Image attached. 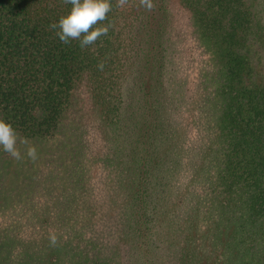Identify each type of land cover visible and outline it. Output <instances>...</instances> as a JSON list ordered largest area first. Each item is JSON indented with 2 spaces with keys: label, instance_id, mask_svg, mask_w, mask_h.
Segmentation results:
<instances>
[{
  "label": "trees",
  "instance_id": "obj_1",
  "mask_svg": "<svg viewBox=\"0 0 264 264\" xmlns=\"http://www.w3.org/2000/svg\"><path fill=\"white\" fill-rule=\"evenodd\" d=\"M152 3L111 0L82 49L50 28L71 4L0 0V120L78 136L82 88L99 141L97 179L0 236V264H264V0Z\"/></svg>",
  "mask_w": 264,
  "mask_h": 264
},
{
  "label": "rangeland",
  "instance_id": "obj_2",
  "mask_svg": "<svg viewBox=\"0 0 264 264\" xmlns=\"http://www.w3.org/2000/svg\"><path fill=\"white\" fill-rule=\"evenodd\" d=\"M74 99L76 106L73 109L78 111L72 110L70 116L75 115L80 120L82 126L79 127L78 136H75V130L71 131L72 128L68 127L72 118H67L62 131L55 137L28 140L37 150L35 160L26 155L24 146L19 143V160L0 148V195L3 194L1 200L7 202L3 204L4 207L0 205V236L7 235L13 229L12 234L17 231L19 235L26 233L24 237L30 236L33 229L31 223L20 226L19 223L27 218L34 222V218L43 215L48 218V210L52 211L54 217L58 200L65 199L77 182L82 180L84 185L89 184L91 178L97 179L99 141L95 108L85 89L79 88ZM5 207L17 209L16 213ZM35 211L38 214L34 217Z\"/></svg>",
  "mask_w": 264,
  "mask_h": 264
},
{
  "label": "clouds",
  "instance_id": "obj_3",
  "mask_svg": "<svg viewBox=\"0 0 264 264\" xmlns=\"http://www.w3.org/2000/svg\"><path fill=\"white\" fill-rule=\"evenodd\" d=\"M65 4H71L70 12L66 16L60 17L58 23H53L50 28L56 31V36L64 44H69L72 40L80 41L83 49L94 44L101 36H106L109 26L101 24L107 19L108 13L112 10L111 0H64ZM128 0H117V7H123ZM140 6L151 11L154 8L152 0H140ZM103 63L98 65L103 70ZM24 146L26 155L35 160L37 150L26 138L19 137L11 124L0 120V148L13 158L21 159V150L17 144ZM50 241L55 245L57 237L50 236Z\"/></svg>",
  "mask_w": 264,
  "mask_h": 264
}]
</instances>
